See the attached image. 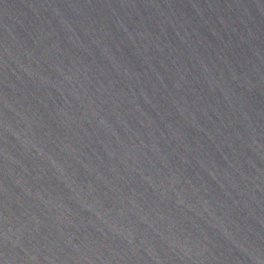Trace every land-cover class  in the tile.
Here are the masks:
<instances>
[{
  "label": "water",
  "instance_id": "95a60500",
  "mask_svg": "<svg viewBox=\"0 0 264 264\" xmlns=\"http://www.w3.org/2000/svg\"><path fill=\"white\" fill-rule=\"evenodd\" d=\"M0 264H264V0H0Z\"/></svg>",
  "mask_w": 264,
  "mask_h": 264
}]
</instances>
